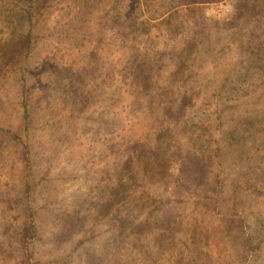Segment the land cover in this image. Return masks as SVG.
I'll list each match as a JSON object with an SVG mask.
<instances>
[{
	"label": "rangeland",
	"instance_id": "rangeland-1",
	"mask_svg": "<svg viewBox=\"0 0 264 264\" xmlns=\"http://www.w3.org/2000/svg\"><path fill=\"white\" fill-rule=\"evenodd\" d=\"M12 1L0 264H264V2L38 0L25 45Z\"/></svg>",
	"mask_w": 264,
	"mask_h": 264
},
{
	"label": "trees",
	"instance_id": "trees-1",
	"mask_svg": "<svg viewBox=\"0 0 264 264\" xmlns=\"http://www.w3.org/2000/svg\"><path fill=\"white\" fill-rule=\"evenodd\" d=\"M43 2L42 5H44V1L45 0H41ZM40 1L38 0H13L11 3V7L10 8V12L13 13H19L22 16L20 18H18L19 22H27L28 25V29H27V33L25 34H21L23 39H25V45L28 44V42L30 41V36H31V29L33 27V12L34 9L37 5H39ZM264 2V0H259L258 2L254 3L252 0H236L235 4H234V15H239V17L242 16V9L246 6H249V8H251L252 10L255 8L256 5H258V3H262ZM41 5V4H40ZM215 23H220V20H216ZM258 36V37H257ZM246 37V39L250 38V41H248V46L243 49V52L247 55V66H244L243 69L245 70V72L249 69H253V67H260V72L264 71V24L262 25V31L260 32V36L259 34L257 35H252L250 33H248L247 31H245L244 35H237L235 36V39H232L233 41L238 40V42H240L239 46L237 47V49L241 46V42L244 40V38ZM188 50L190 51L189 48H191L190 46L187 47ZM231 48L227 49V52L230 51ZM224 52V48H216L215 50V54H219L217 56H222L221 54ZM249 74V73H247ZM242 75H244L243 72H237L234 77L231 79V82H236L238 80L241 79ZM25 107V106H24ZM26 111V109H25ZM25 117L26 113H25ZM143 145H145L142 148V152H145L146 155V161L152 160L151 156L153 155V150H150L149 146H147L145 143H142ZM135 146H139V142L136 144H133L131 147H135ZM132 161V159H131Z\"/></svg>",
	"mask_w": 264,
	"mask_h": 264
},
{
	"label": "clouds",
	"instance_id": "clouds-1",
	"mask_svg": "<svg viewBox=\"0 0 264 264\" xmlns=\"http://www.w3.org/2000/svg\"><path fill=\"white\" fill-rule=\"evenodd\" d=\"M220 7L224 9V12H230L231 11L230 6L227 4H222V5H220ZM205 14L210 15V13H208V12H206Z\"/></svg>",
	"mask_w": 264,
	"mask_h": 264
}]
</instances>
